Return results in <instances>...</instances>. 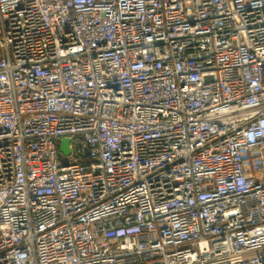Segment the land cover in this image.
Returning <instances> with one entry per match:
<instances>
[{
  "label": "built area",
  "instance_id": "obj_1",
  "mask_svg": "<svg viewBox=\"0 0 264 264\" xmlns=\"http://www.w3.org/2000/svg\"><path fill=\"white\" fill-rule=\"evenodd\" d=\"M0 264H264V0H0Z\"/></svg>",
  "mask_w": 264,
  "mask_h": 264
},
{
  "label": "water",
  "instance_id": "obj_2",
  "mask_svg": "<svg viewBox=\"0 0 264 264\" xmlns=\"http://www.w3.org/2000/svg\"><path fill=\"white\" fill-rule=\"evenodd\" d=\"M70 140L69 139H63L61 141V149L64 152V154H70L71 148H70Z\"/></svg>",
  "mask_w": 264,
  "mask_h": 264
},
{
  "label": "rangeland",
  "instance_id": "obj_3",
  "mask_svg": "<svg viewBox=\"0 0 264 264\" xmlns=\"http://www.w3.org/2000/svg\"><path fill=\"white\" fill-rule=\"evenodd\" d=\"M60 158H61V159L66 158L65 154L62 153Z\"/></svg>",
  "mask_w": 264,
  "mask_h": 264
}]
</instances>
